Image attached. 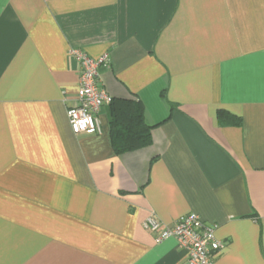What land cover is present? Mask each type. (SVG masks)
<instances>
[{
    "label": "crops",
    "instance_id": "0c3cea01",
    "mask_svg": "<svg viewBox=\"0 0 264 264\" xmlns=\"http://www.w3.org/2000/svg\"><path fill=\"white\" fill-rule=\"evenodd\" d=\"M74 49L150 145L115 152L111 103L72 132ZM191 213L214 264H264V0H0V264H186L143 222Z\"/></svg>",
    "mask_w": 264,
    "mask_h": 264
},
{
    "label": "built area",
    "instance_id": "2783aa9c",
    "mask_svg": "<svg viewBox=\"0 0 264 264\" xmlns=\"http://www.w3.org/2000/svg\"><path fill=\"white\" fill-rule=\"evenodd\" d=\"M70 54L80 66L77 99L67 108L71 130L75 135L101 133L100 112L112 103V97L101 87L100 68L109 66L111 57L106 53L94 59L80 49H74ZM143 228L153 235L157 245L176 239L186 251V264H214L225 246L215 235L216 227L193 213L180 217L172 227L150 215L143 222Z\"/></svg>",
    "mask_w": 264,
    "mask_h": 264
},
{
    "label": "trees",
    "instance_id": "16d2710c",
    "mask_svg": "<svg viewBox=\"0 0 264 264\" xmlns=\"http://www.w3.org/2000/svg\"><path fill=\"white\" fill-rule=\"evenodd\" d=\"M110 106L111 140L116 153L129 152L151 144V129L144 123L142 106L139 103L113 100ZM219 119L222 124H238L233 116L223 111L219 112Z\"/></svg>",
    "mask_w": 264,
    "mask_h": 264
}]
</instances>
